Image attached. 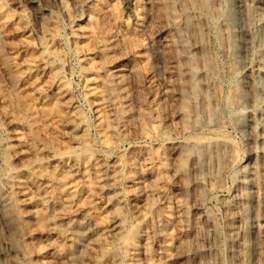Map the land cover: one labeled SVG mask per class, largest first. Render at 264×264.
I'll list each match as a JSON object with an SVG mask.
<instances>
[{
	"label": "rangeland",
	"instance_id": "374dc122",
	"mask_svg": "<svg viewBox=\"0 0 264 264\" xmlns=\"http://www.w3.org/2000/svg\"><path fill=\"white\" fill-rule=\"evenodd\" d=\"M168 1L0 0V264H264V0Z\"/></svg>",
	"mask_w": 264,
	"mask_h": 264
},
{
	"label": "bare ground",
	"instance_id": "6f19581e",
	"mask_svg": "<svg viewBox=\"0 0 264 264\" xmlns=\"http://www.w3.org/2000/svg\"><path fill=\"white\" fill-rule=\"evenodd\" d=\"M161 1H163V0H161ZM165 1V0H164ZM167 1V0H166ZM172 1V0H171ZM170 1V2H171ZM192 1V0H191ZM190 1V2H191ZM203 1V0H202ZM201 1V2H202ZM205 1V0H204ZM169 2V1H168ZM170 2H169V5H170ZM175 2V1H174ZM173 2V3H174ZM194 2V1H193ZM157 3V2H156ZM172 4V3H171ZM157 5V4H156ZM168 5V4H167ZM174 6V5H173ZM263 6H264V4H263ZM158 7H160L159 5H158ZM171 7H172V5H171ZM0 8H1V3H0ZM161 8V7H160ZM263 8V7H262ZM162 9V8H161ZM261 9V8H260ZM264 9V8H263ZM163 10V9H162ZM171 10H173V9H171ZM174 10H175V7H174ZM159 12H160V10H159ZM166 12V11H165ZM167 12H168V10H167ZM161 13H162V11H161ZM175 13V12H174ZM163 14V13H162ZM165 14V13H164ZM168 14H169V12H168ZM176 14H177V12H176ZM179 14V13H178ZM177 14V15H178ZM141 15V14H140ZM156 15H158V13L156 14ZM159 15H161V14H159ZM172 16H174L175 14H171ZM180 15V14H179ZM142 16H143V14H142ZM162 16V15H161ZM171 16V17H172ZM22 17V16H21ZM170 17V16H169ZM178 17V16H177ZM183 17V16H182ZM190 17H192V16H190ZM155 18V17H154ZM230 18V17H229ZM176 19V18H175ZM185 21V20H184ZM165 22V21H164ZM25 23V22H24ZM174 23H176V22H174ZM173 23V24H174ZM184 23V22H183ZM182 23V24H183ZM186 23V22H185ZM187 24V23H186ZM232 24V23H231ZM188 26V25H187ZM230 29V28H229ZM184 30V29H183ZM225 31V30H224ZM134 36V35H133ZM139 37V36H138ZM172 38H171V36L170 35H168L167 37H166V39H165V42H164V46L163 47H165L167 50L169 49V52H170V49L171 48H173V46H172ZM166 51V50H165ZM178 51V50H177ZM185 52V51H184ZM173 53V52H172ZM191 54V53H190ZM171 56V55H170ZM175 56V55H174ZM178 56V55H177ZM174 59V58H173ZM30 61V60H29ZM171 62V61H170ZM238 62V61H237ZM31 63V64H30ZM30 63H29V65H32V63H33V61H30ZM234 63V62H233ZM1 64H2V67H3V70H4V72L5 73H7L8 75H10L11 77H13V74H12V68H11V60L9 59V58H3V61L1 62ZM231 64V63H230ZM26 66L25 67V72L26 73H29L28 71H30L31 69H33V66ZM34 65V64H33ZM35 66V65H34ZM232 66H233V64H232ZM200 68V67H199ZM128 69V68H127ZM127 71H129V70H127ZM126 70L124 71V70H120V73H121V75H120V77H121V80H120V83H125V81H126V75H128V74H126V73H128ZM189 73V72H188ZM31 74V73H30ZM129 74H131V73H129ZM134 78H138V77H140V71L138 70V69H134V70H132V74H131ZM183 75V74H182ZM23 76V75H22ZM119 77V78H120ZM196 77V76H195ZM23 78V77H22ZM189 78V77H188ZM12 79V78H11ZM132 79V78H131ZM138 80V79H137ZM136 80V81H137ZM193 80V79H192ZM198 80V79H197ZM196 80V81H197ZM12 81V80H11ZM187 81V80H186ZM134 82V81H133ZM12 83V82H11ZM111 85H114V82H112L111 81ZM14 84V83H13ZM252 84V83H251ZM195 85H197V83L195 84ZM20 86V85H19ZM176 86V85H175ZM198 86V85H197ZM195 88H196V86H194ZM201 87V85L199 86V88ZM135 88V87H134ZM174 88H176V87H174ZM178 88V87H177ZM40 89V88H39ZM34 91V90H33ZM245 91V90H244ZM136 92V91H135ZM170 92V91H169ZM179 92H180V90H179ZM221 92V91H220ZM35 93H36V91H35ZM137 93V92H136ZM197 93V92H196ZM241 93V92H240ZM250 93V92H249ZM34 94V93H33ZM217 94V93H216ZM218 95V94H217ZM222 95V94H221ZM251 95V94H250ZM127 96V95H126ZM125 96V97H126ZM254 96V95H253ZM189 97V96H188ZM188 97L186 98V99H188ZM193 97V96H192ZM191 96H190V98H192ZM206 97V96H205ZM220 97V96H219ZM233 97V96H232ZM240 97V96H239ZM170 98V97H169ZM185 98V97H184ZM182 99L181 100V103L180 102H177V103H180L179 105V107H181V109H182V114H183V117H184V121H186L187 123H185L184 124V126L185 127H187L188 126V123H189V121H187V119H188V117H189V110L187 109L188 107H189V104H188V101H190L189 99H188V101H186L185 99ZM197 98V97H196ZM235 98V97H234ZM242 98V97H241ZM37 99L40 101V104H41V106L42 107H44V102H45V100H43V97L41 98V94H39L38 95V97H37ZM115 99V98H114ZM254 99V98H253ZM180 100V99H179ZM191 100H193V98L191 99ZM196 99H194V101H195ZM198 101V100H197ZM234 101V100H233ZM173 102V101H172ZM191 102V101H190ZM193 102V101H192ZM238 102V101H237ZM254 102V101H253ZM102 104V103H101ZM100 104V105H101ZM143 104V103H142ZM236 104V103H235ZM172 105V104H171ZM194 104H192V106H193ZM178 107V106H177ZM138 108V107H137ZM136 108V109H137ZM44 109V112L46 113V115H47V112H46V108H43ZM101 110V109H100ZM178 110V109H177ZM61 110H58V112H60ZM102 113V112H101ZM45 115V116H46ZM174 115V114H173ZM177 115V114H176ZM138 116V115H137ZM175 116V115H174ZM180 117V116H179ZM193 117V116H192ZM241 120V119H240ZM23 121V120H22ZM21 121V122H22ZM179 121V120H178ZM148 123V122H147ZM195 126V125H194ZM43 127V126H42ZM172 130V129H171ZM215 141V140H214ZM210 143V142H209ZM212 144H215L214 146L215 147H218L219 148V150H220V152H221V155L222 156H227L228 158H229V156L227 155L228 154V151H229V149L227 150V153H226V142L225 141H221V139H220V141H217V139H216V141L215 142H211ZM234 144V143H233ZM210 145V144H209ZM208 145V146H209ZM207 146V145H206ZM211 146V145H210ZM204 147H205V145H204ZM218 148H216V149H218ZM210 149V148H209ZM213 149V148H212ZM217 152H218V150H216ZM215 151V152H216ZM236 151V150H235ZM187 152V151H186ZM190 153H191V150L189 151ZM193 152V151H192ZM210 152V151H209ZM213 152V151H212ZM216 152V153H217ZM234 152V151H233ZM237 152V151H236ZM11 153V152H10ZM183 153V152H182ZM190 153H187L186 155H189ZM207 153V152H206ZM215 154V153H214ZM218 154H219V152H218ZM229 154H232V153H230L229 152ZM210 155V154H209ZM178 156V155H177ZM211 156V155H210ZM215 156V155H214ZM219 155H217V157H218ZM169 157V156H168ZM187 157H189V156H187ZM236 157V156H235ZM220 159H221V157H219ZM223 158V157H222ZM217 159V158H216ZM232 159V158H231ZM235 159V158H234ZM188 160H189V158H188ZM187 160V161H188ZM197 162V161H196ZM221 162H223L222 160H221ZM224 163V162H223ZM34 164V163H33ZM187 162H186V160L185 159H182V160H180V161H178V165H172V166H174V168H173V171L172 172H174L173 173V175H175L176 176V173H179V170H178V167L179 168H181V169H184L182 172L184 173V175H185V170H186V168H187ZM165 166V168H166V171H167V169L169 168V163H168V161L164 164ZM227 165V164H226ZM190 166V165H189ZM218 167V166H217ZM171 168V167H170ZM177 170H178V172H177ZM185 171V172H184ZM169 172V171H168ZM171 173V172H170ZM188 172H186V175H189V174H187ZM169 174V173H168ZM180 174V173H179ZM178 174V175H179ZM172 175V176H173ZM63 176V175H62ZM90 176V175H89ZM142 176V175H141ZM182 176V175H181ZM21 177V176H20ZM59 177V176H58ZM61 177V176H60ZM64 177V178H63ZM63 177H61V178H63L62 180H64L65 178H68V175H64ZM184 177H187V176H184ZM94 178H95V176H94ZM98 179V177L96 178V180ZM26 183L27 182H29L28 180H27V178L25 177V180H24ZM58 181H60V180H58ZM95 180H93V182H94ZM188 181V180H187ZM186 181V182H187ZM18 182V181H17ZM89 182H91V181H89ZM30 183V182H29ZM99 182H95V184L97 185ZM91 184H93V183H91ZM65 185H67L66 183H63L62 184V187H61V192H63V193H67L69 190H67L68 189V187H70V186H65ZM141 185V184H140ZM146 186V185H145ZM71 189V188H70ZM189 196V195H188ZM178 198V197H177ZM174 199V198H173ZM179 199V198H178ZM177 200V199H176ZM179 201V200H178ZM145 202V201H144ZM150 202V201H149ZM152 203V202H151ZM153 204V203H152ZM169 204H171V202L169 203ZM167 205V204H166ZM157 206V205H156ZM146 207V206H145ZM179 208H180V206H179ZM147 210V209H146ZM159 210V209H158ZM174 210H175V208H174ZM183 210V209H182ZM166 212H168V213H166V214H170V216H172V212H173V207L172 206H168L167 208H166ZM185 212H187V211H185ZM121 213V212H120ZM143 213H144V211H143ZM145 213H147V212H145ZM144 213V214H145ZM163 213H165L164 211H163ZM177 214V213H176ZM196 214V213H195ZM143 215V214H142ZM146 215V214H145ZM144 215V216H145ZM165 215V214H164ZM147 216V215H146ZM141 217V216H140ZM56 218V217H55ZM125 218V217H124ZM142 218V217H141ZM144 218V217H143ZM177 219V218H176ZM180 219V218H179ZM183 219V218H182ZM174 220V219H173ZM181 220V219H180ZM183 220H185V219H183ZM98 221V220H97ZM176 223V222H175ZM183 223H185V222H183ZM120 224V223H119ZM174 224V223H173ZM180 225V224H179ZM53 226V225H52ZM78 226V225H77ZM80 226H81V224H80ZM164 226V225H163ZM167 226V225H166ZM54 227V226H53ZM171 227H173V226H171ZM181 228V227H180ZM71 229H73V228H71ZM174 229V228H173ZM68 230V229H67ZM175 230V229H174ZM89 231V230H88ZM175 234V233H174ZM136 235H137V228H135V227H133V228H131L130 230H129V232L127 233V238H126V240H128L132 245H134L135 247L137 246V244L140 242V237H137L136 238ZM125 237V236H124ZM177 237V236H176ZM139 238V239H138ZM92 239V238H91ZM171 239V238H170ZM125 240V241H126ZM142 240H143V238H142ZM169 241V240H168ZM184 241V240H183ZM170 242V241H169ZM95 243V242H94ZM93 243V244H94ZM128 243V242H127ZM129 243V244H130ZM88 244V243H87ZM112 249V248H111ZM126 250V249H125ZM89 251V250H88ZM182 251V250H181ZM175 253V252H174ZM174 253H173V255H174ZM93 254V253H92ZM70 257V256H69ZM52 259V258H51ZM145 259V258H144ZM54 260V259H53ZM65 261V260H64ZM26 262V261H25Z\"/></svg>",
	"mask_w": 264,
	"mask_h": 264
}]
</instances>
